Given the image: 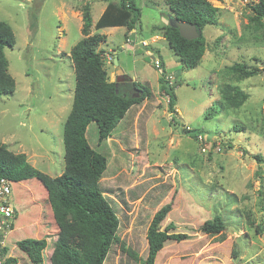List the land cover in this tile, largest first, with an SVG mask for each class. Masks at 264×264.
<instances>
[{"label": "rangeland", "instance_id": "rangeland-1", "mask_svg": "<svg viewBox=\"0 0 264 264\" xmlns=\"http://www.w3.org/2000/svg\"><path fill=\"white\" fill-rule=\"evenodd\" d=\"M209 1L219 8L218 23L202 28L206 49L198 66L182 69L164 38L150 49L154 57L160 55L176 83L177 114L169 112L153 57L141 45L136 51L125 47L126 28L98 31L105 35L100 48L111 56L109 62L104 60L109 80L116 78L112 63V51H116L124 75L146 84L152 93L151 100L133 106L128 123L123 120L101 143L95 123L86 130L89 145L107 157L98 182L118 217L116 235L145 258L146 229L154 212L167 202L171 209L161 228L172 222L175 231L189 234L182 241L167 240L154 264H264V163L254 158L264 156V73L232 79L224 72L234 62L258 67L264 61L262 28L249 21L250 5L257 0H225L226 8L219 0ZM146 2L140 7L136 28L138 38L149 41L154 25L152 30L162 36L168 8L165 0ZM83 3L0 0V21L8 23L15 36L14 45L4 48L15 87L12 94L0 96V143L14 153H24L33 167L51 177L64 168L63 123L75 85L69 54L81 38V20L74 12ZM89 3L96 21L106 1ZM224 83L248 94L241 107L220 106L219 88ZM197 132L208 139L205 151L195 139ZM12 201L16 214L12 231L2 237L7 251L2 248V252L13 257L14 264H32L16 241L46 237L42 264H49L57 226L45 189L35 178L14 183ZM219 213L225 222L223 230L207 234L199 229L204 220ZM259 224L262 232L255 231ZM103 264L140 263L113 243Z\"/></svg>", "mask_w": 264, "mask_h": 264}, {"label": "trees", "instance_id": "trees-1", "mask_svg": "<svg viewBox=\"0 0 264 264\" xmlns=\"http://www.w3.org/2000/svg\"><path fill=\"white\" fill-rule=\"evenodd\" d=\"M105 1L106 6L94 24L90 4L86 2L80 6L81 38L72 46L69 54L75 85L71 108L63 123L64 168L61 174L51 177L39 171L27 161L24 153H14L0 143V177L11 180L12 190L14 183L35 178L46 191L50 213L57 226L49 264H103L113 243H119L121 251L140 264H154L158 251L167 240L182 241L189 237L185 232L175 231L172 222L161 228V222L171 209V202L161 205L151 217L145 234V258L138 257L116 235L118 217L98 182L106 169L107 157L89 145L86 130L91 122L95 123L97 142L101 143L110 137L112 130L122 120L128 123L126 117L133 106L143 100H151L152 93L146 84L133 81L126 75L123 81L109 80L104 67L103 50L99 48L105 41V35L98 31L119 26L130 30L138 26L141 9L135 0ZM165 4L168 8L167 19L172 17L194 24L200 32L197 38L186 39L169 23L165 24L162 32L182 69L194 68L199 65L206 49L202 28L218 23L219 8L209 0H165ZM250 8L252 13L249 21L255 27L262 28L260 36L264 40V25L261 23L264 19V0H257ZM14 43L15 36L11 26L0 21V96L14 91L15 81L8 71L4 54V48L12 47ZM159 70V88L167 96L169 112L177 114L174 107L176 83L169 84L165 80L166 71L162 61ZM260 71L258 67H247L244 62H234L224 67L225 74L232 79L247 78ZM219 92V104L224 109L239 108L248 99L245 91L231 83H224ZM254 158L259 164L264 163L263 155L255 154ZM244 213L251 223L249 212L245 210ZM262 227L259 224L255 231L262 232ZM224 228L225 222L220 213L204 220L199 227L207 234L218 233ZM16 246L32 264L43 263L46 237L23 238L16 241ZM5 251L4 248L3 252ZM232 253L234 255V250ZM8 261L15 263L13 257Z\"/></svg>", "mask_w": 264, "mask_h": 264}, {"label": "built area", "instance_id": "built-area-1", "mask_svg": "<svg viewBox=\"0 0 264 264\" xmlns=\"http://www.w3.org/2000/svg\"><path fill=\"white\" fill-rule=\"evenodd\" d=\"M125 43L132 50L136 49L139 45H147L146 41L138 39L136 34L133 33L132 37L126 38ZM147 54L153 57V66L157 69H160V59L158 57H154L152 52H147ZM102 56L107 62L111 60V56L108 54V52H102ZM258 68L264 73V61L258 65ZM164 78L169 84L173 82L172 75L168 73L165 74ZM262 104L264 105V101ZM195 139L199 143L200 150L205 151L206 146L209 145L207 137L204 134L198 133L196 134ZM216 150L219 151L220 148L217 147ZM15 214L16 211L12 201V182L6 177H0V264H12L8 261L10 255L8 256L4 254L1 249L5 247L4 239L2 237H5V235L12 230V220L15 218Z\"/></svg>", "mask_w": 264, "mask_h": 264}, {"label": "crops", "instance_id": "crops-1", "mask_svg": "<svg viewBox=\"0 0 264 264\" xmlns=\"http://www.w3.org/2000/svg\"><path fill=\"white\" fill-rule=\"evenodd\" d=\"M84 3L83 4H85L86 2H88L89 3V1H91V0H82ZM105 1V0H104ZM115 1V0H114ZM135 2H136V4L138 3L137 2V0H135ZM219 2L221 3V5H223V7L224 8H226V4H225V0H219ZM139 3H140V6H138V7H142V6H146V4H147V2H146V0H140L139 1ZM151 4H152V2H150ZM82 4V5H83ZM90 4V3H89ZM75 5V4H74ZM138 5V4H137ZM105 6H106V4L101 8V10H100V13H99V15L97 16V19H98V17L101 15V13L103 12V10H104V8H105ZM222 9V8H221ZM75 15L77 16V17H79L80 18V20H81V15H80V11L79 10H76L75 12ZM141 16V15H140ZM91 17H92V14H91ZM96 19V20H97ZM165 20V18H161V23L163 22ZM220 20V19H219ZM82 23V22H81ZM95 23V21H93L92 20V24H94ZM160 23V24H161ZM139 24H140V22H139ZM159 25V24H158ZM155 26H157V25H154V26H152L151 27V32H152V36H151V39L149 40V41H147L146 39H143V38H138V30H137V28H136V26L134 27V28H132V29H130V30H126V33H125V40H126V38L127 37H132V33L133 34H136V36H137V38L138 39H141V40H143V41H146V43H147V45H145V46H143L144 47V49H145V52L147 53V52H151L150 51V49L151 50H153V45H152V43H157V42H159L161 39H163V37L162 36H160V35H157L156 33H155V31L154 30H152L153 29V27H155ZM119 27H121V26H119ZM124 27V26H123ZM80 28H81V26H80ZM92 28H93V26H92ZM91 28V29H92ZM95 31V30H94ZM94 31H92V32H94ZM102 34V33H101ZM125 46H127L126 45V43H125ZM127 47H129V46H127ZM99 48H100V45H99ZM155 49H156V51L157 52H159V48L156 46V47H154ZM101 49V48H100ZM139 49V48H138ZM132 51H136L135 49L134 50H132ZM104 52V51H103ZM106 52V51H105ZM113 53H114V55L113 56H115L116 55V51H112ZM159 54H160V52H159ZM160 60H161V57H160V55L159 56H157ZM118 59V58H117ZM162 61V60H161ZM162 65H163V68L165 67L164 66V62L162 61ZM73 67V66H72ZM123 73H124V69H123ZM167 73V72H166ZM116 79V78H115ZM131 80H133L132 78H130ZM114 79H110V81H113ZM123 122V120L118 124V125H120L121 123ZM12 231V230H11ZM10 232V231H9ZM5 245V244H4ZM7 252V251H6Z\"/></svg>", "mask_w": 264, "mask_h": 264}, {"label": "water", "instance_id": "water-1", "mask_svg": "<svg viewBox=\"0 0 264 264\" xmlns=\"http://www.w3.org/2000/svg\"><path fill=\"white\" fill-rule=\"evenodd\" d=\"M168 23L171 26L175 27L179 31L180 35L186 39L197 38L200 34V32L198 31V29L196 28V26L194 24L187 23L184 21H179V20L172 18V17H169ZM112 63L115 67V75H116L115 80L117 82L123 81L124 80V73L118 65V59H117L116 55L113 56Z\"/></svg>", "mask_w": 264, "mask_h": 264}]
</instances>
